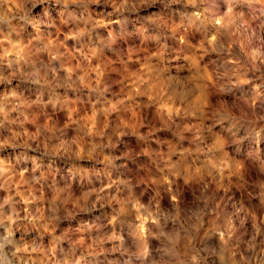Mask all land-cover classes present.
I'll return each mask as SVG.
<instances>
[{
    "label": "clouds",
    "instance_id": "9594fccd",
    "mask_svg": "<svg viewBox=\"0 0 264 264\" xmlns=\"http://www.w3.org/2000/svg\"><path fill=\"white\" fill-rule=\"evenodd\" d=\"M0 264H264V0H0Z\"/></svg>",
    "mask_w": 264,
    "mask_h": 264
}]
</instances>
